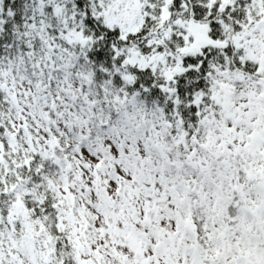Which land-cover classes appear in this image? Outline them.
Masks as SVG:
<instances>
[{"label":"snow or ice","instance_id":"obj_1","mask_svg":"<svg viewBox=\"0 0 264 264\" xmlns=\"http://www.w3.org/2000/svg\"><path fill=\"white\" fill-rule=\"evenodd\" d=\"M0 264H264V0H0Z\"/></svg>","mask_w":264,"mask_h":264}]
</instances>
